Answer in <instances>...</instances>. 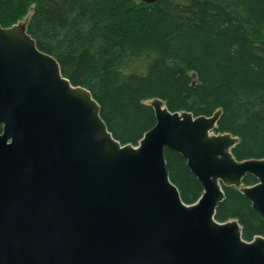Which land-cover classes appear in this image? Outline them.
Here are the masks:
<instances>
[{"label":"water","instance_id":"95a60500","mask_svg":"<svg viewBox=\"0 0 264 264\" xmlns=\"http://www.w3.org/2000/svg\"><path fill=\"white\" fill-rule=\"evenodd\" d=\"M150 107L153 127L121 145L24 24L0 26V264H264L263 237L214 219L232 186L264 221V159L233 157L238 139L214 132L221 111ZM166 149L201 184L195 203L171 182Z\"/></svg>","mask_w":264,"mask_h":264},{"label":"trees","instance_id":"16d2710c","mask_svg":"<svg viewBox=\"0 0 264 264\" xmlns=\"http://www.w3.org/2000/svg\"><path fill=\"white\" fill-rule=\"evenodd\" d=\"M17 23L63 77L90 91L121 145L153 127L146 102L160 99L195 117L221 111L214 132L238 139L233 157L264 159V0H0V26ZM165 159L183 203H195L203 188L186 160L167 149ZM223 192L214 219L236 220L245 241L264 237L239 189Z\"/></svg>","mask_w":264,"mask_h":264},{"label":"rangeland","instance_id":"374dc122","mask_svg":"<svg viewBox=\"0 0 264 264\" xmlns=\"http://www.w3.org/2000/svg\"><path fill=\"white\" fill-rule=\"evenodd\" d=\"M30 15V14H29ZM29 15H28V17H29ZM147 104H150V101H148V102H146Z\"/></svg>","mask_w":264,"mask_h":264}]
</instances>
